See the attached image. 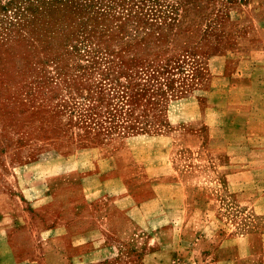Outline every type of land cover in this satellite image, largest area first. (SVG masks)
I'll list each match as a JSON object with an SVG mask.
<instances>
[{
    "label": "rangeland",
    "instance_id": "374dc122",
    "mask_svg": "<svg viewBox=\"0 0 264 264\" xmlns=\"http://www.w3.org/2000/svg\"><path fill=\"white\" fill-rule=\"evenodd\" d=\"M255 90L264 91V0H0V264H68L51 230L68 237L71 222L83 231L105 213L115 217L106 229L130 237L146 227L119 206L180 200L184 187L204 196L214 180L223 207L192 208L196 249L214 231L210 250L233 235L263 237L264 210L249 207L258 197L230 194L225 168L215 162L219 179L209 165L219 151L264 149L213 141L215 110L246 123ZM167 172L173 184H150ZM178 202L169 216L181 220Z\"/></svg>",
    "mask_w": 264,
    "mask_h": 264
},
{
    "label": "crops",
    "instance_id": "0c3cea01",
    "mask_svg": "<svg viewBox=\"0 0 264 264\" xmlns=\"http://www.w3.org/2000/svg\"><path fill=\"white\" fill-rule=\"evenodd\" d=\"M257 81L258 79H253V83L259 84ZM255 91H253V96L249 95V112L246 123L242 120L244 115L240 113L241 115H237L233 120H230L229 125L225 118L222 117V109H218L219 111L215 110V115H220L214 123V129L218 131V135L213 139L215 145L252 149L253 147L247 141L257 139V144L264 146V94H258L264 93V91ZM235 122H238V127H236L241 133L234 137L228 131L232 125L234 127ZM260 130L263 131L261 135L255 133V131ZM212 161L210 162L209 160V165L214 167V175L219 176V179L222 177L220 171L222 166L225 168L226 182L224 185L226 186L225 189H229L230 194L256 195L259 199L257 200V205L248 206L250 209L260 208L264 210V186L261 185V179L264 178V149L259 154L249 152L246 153V156H240L237 152L225 153L219 151L218 154L214 155ZM215 162H219L220 170L218 171ZM223 162L225 163L224 165H222ZM147 170L152 171L153 168L149 167ZM166 175L165 178L153 176L149 182L152 185L153 183L164 182L165 179V183L173 184V181L169 180L173 175L170 172H167ZM202 190L207 195L201 196L200 191H197V193L195 191V195L192 196L189 189L184 187L180 200L178 198L175 199V197L164 199L155 195L144 203L134 202L132 206L125 205L124 207L118 205L119 210H122L127 215L124 219H127L130 225L146 227L143 232L139 231L130 237L119 238V236L111 233L110 229H106L102 225L104 221H113L115 217L107 218L105 213H101L99 217L88 221L93 228L83 231L72 229L71 225L73 223L71 222L69 224L68 237L67 233L66 235H63L64 232L57 233L56 229L50 232H54L52 235L53 239L56 237L61 239L63 237L67 243L64 251L68 264H73L74 259H77V257L81 260V264H178L174 259L175 257H181L183 254V257L188 260L187 264H256L255 259L261 257L262 254L258 250V244L264 234L263 237L262 235L251 233L233 235V239L230 240V244L227 246H222L221 238L219 243L215 244L213 249L210 250L211 243H208L215 242L218 239L216 236L218 233L214 231L211 237L207 235L196 237V241L199 244H204L203 248L196 249L197 245L192 236L195 234L190 229H187L190 224V217L193 215L192 208L195 209L201 205L206 214V211L213 210L216 212L215 216H218L220 214L219 210L223 207L218 195L216 180L205 185ZM175 201H179L178 203L180 204L181 215H183L181 220L179 217L169 216L170 212L173 213V202L175 203ZM122 219L123 217L117 218V224L120 226L124 225ZM178 226L181 227L180 232L175 230V227ZM153 227L157 228V230L161 227L160 233L168 234L169 237L161 239L159 237L160 233H155ZM8 228L6 233L13 230L12 227ZM146 231H149V234H146ZM219 233H221L220 229ZM206 240L208 241L206 242ZM79 241H82V243ZM239 242L244 243L245 251L241 249V246L240 248L238 247ZM75 263H78L77 260L76 262L74 261ZM257 264H261V260Z\"/></svg>",
    "mask_w": 264,
    "mask_h": 264
}]
</instances>
